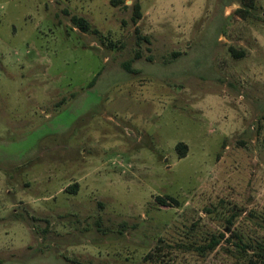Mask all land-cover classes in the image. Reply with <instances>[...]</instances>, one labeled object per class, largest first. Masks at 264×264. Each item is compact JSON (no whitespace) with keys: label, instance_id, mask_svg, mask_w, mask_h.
Wrapping results in <instances>:
<instances>
[{"label":"rangeland","instance_id":"374dc122","mask_svg":"<svg viewBox=\"0 0 264 264\" xmlns=\"http://www.w3.org/2000/svg\"><path fill=\"white\" fill-rule=\"evenodd\" d=\"M133 1L0 0V264H264V0Z\"/></svg>","mask_w":264,"mask_h":264},{"label":"trees","instance_id":"16d2710c","mask_svg":"<svg viewBox=\"0 0 264 264\" xmlns=\"http://www.w3.org/2000/svg\"><path fill=\"white\" fill-rule=\"evenodd\" d=\"M127 1L128 0H111V3L114 6H120V5L130 6V5L126 4ZM131 6L133 7L132 19H133L134 22H138V20H140L141 17H142L141 4H140L139 1L134 0ZM73 20L77 24V26L82 28L84 31H89L90 30V24H89L87 19H85L83 17H79V16H74ZM177 148H178V151L181 153V157H185L186 153H187V145L185 143L181 142L180 144H178ZM160 201L162 203H167V201L165 199H163V198H160ZM223 236L224 235L222 234V237ZM219 243H220V239H216L215 241H213L209 245V248L214 249ZM260 256L263 257V259H264V249H262V253H261Z\"/></svg>","mask_w":264,"mask_h":264},{"label":"water","instance_id":"95a60500","mask_svg":"<svg viewBox=\"0 0 264 264\" xmlns=\"http://www.w3.org/2000/svg\"><path fill=\"white\" fill-rule=\"evenodd\" d=\"M128 1H131V0H128Z\"/></svg>","mask_w":264,"mask_h":264}]
</instances>
